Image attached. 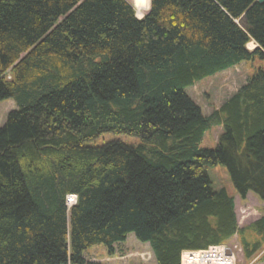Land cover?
Here are the masks:
<instances>
[{
  "label": "trees",
  "instance_id": "16d2710c",
  "mask_svg": "<svg viewBox=\"0 0 264 264\" xmlns=\"http://www.w3.org/2000/svg\"><path fill=\"white\" fill-rule=\"evenodd\" d=\"M131 2L0 0V102L16 106L0 126V264H100L83 251L112 255L129 233L155 264L233 235L264 261V215L239 227L207 174L222 165L264 202V64L208 115L185 91L264 63V0ZM103 133L139 142L87 144Z\"/></svg>",
  "mask_w": 264,
  "mask_h": 264
},
{
  "label": "rangeland",
  "instance_id": "374dc122",
  "mask_svg": "<svg viewBox=\"0 0 264 264\" xmlns=\"http://www.w3.org/2000/svg\"><path fill=\"white\" fill-rule=\"evenodd\" d=\"M127 1L132 4L131 0ZM247 47L251 50L255 47V44L249 42ZM263 64L264 63L257 58L249 62H241L226 70L197 81L194 85L186 87L185 91L200 107L202 113L208 115L214 108H217L227 97L234 93L254 71L259 67H263ZM15 107V103L12 99L0 102V126L4 124L8 112ZM222 132L223 127L221 125L212 126L204 132L199 147L214 148ZM111 141H120L125 144H137L139 139L123 134L103 133L87 144L101 146ZM207 174L211 180V187L214 190L225 189L230 196H233L234 211L239 227L246 226L264 215V202L260 201L255 194L248 192L244 199H241L236 194L228 171L224 166L215 165L208 167ZM224 243L228 245L232 253L235 254V264H264V261H260L258 256L250 261H246L243 258L236 235H233ZM83 257L86 260L98 262L100 264H155L149 244L139 242L133 233H129L124 242L114 245V253L112 255H108L105 247L102 244H98L85 249L83 251Z\"/></svg>",
  "mask_w": 264,
  "mask_h": 264
},
{
  "label": "built area",
  "instance_id": "2783aa9c",
  "mask_svg": "<svg viewBox=\"0 0 264 264\" xmlns=\"http://www.w3.org/2000/svg\"><path fill=\"white\" fill-rule=\"evenodd\" d=\"M65 201L67 206L73 205L76 195H67ZM180 264H235V254L226 244L210 245L204 249L183 250L180 253Z\"/></svg>",
  "mask_w": 264,
  "mask_h": 264
},
{
  "label": "crops",
  "instance_id": "0c3cea01",
  "mask_svg": "<svg viewBox=\"0 0 264 264\" xmlns=\"http://www.w3.org/2000/svg\"><path fill=\"white\" fill-rule=\"evenodd\" d=\"M144 13V12H143ZM145 14V13H144ZM144 14H142L141 16H139L138 18L142 17Z\"/></svg>",
  "mask_w": 264,
  "mask_h": 264
},
{
  "label": "bare ground",
  "instance_id": "6f19581e",
  "mask_svg": "<svg viewBox=\"0 0 264 264\" xmlns=\"http://www.w3.org/2000/svg\"><path fill=\"white\" fill-rule=\"evenodd\" d=\"M139 14V13H138ZM220 250H222V247H220ZM181 253H182V251H181Z\"/></svg>",
  "mask_w": 264,
  "mask_h": 264
},
{
  "label": "clouds",
  "instance_id": "9594fccd",
  "mask_svg": "<svg viewBox=\"0 0 264 264\" xmlns=\"http://www.w3.org/2000/svg\"><path fill=\"white\" fill-rule=\"evenodd\" d=\"M135 16H136V12H135ZM137 17V16H136ZM138 18V17H137ZM249 49V48H248Z\"/></svg>",
  "mask_w": 264,
  "mask_h": 264
},
{
  "label": "water",
  "instance_id": "95a60500",
  "mask_svg": "<svg viewBox=\"0 0 264 264\" xmlns=\"http://www.w3.org/2000/svg\"><path fill=\"white\" fill-rule=\"evenodd\" d=\"M259 1H262V0H259ZM149 9V8H148ZM230 253V252H229Z\"/></svg>",
  "mask_w": 264,
  "mask_h": 264
}]
</instances>
